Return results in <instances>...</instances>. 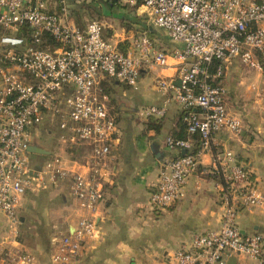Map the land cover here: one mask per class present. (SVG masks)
Segmentation results:
<instances>
[{"label": "built area", "instance_id": "1", "mask_svg": "<svg viewBox=\"0 0 264 264\" xmlns=\"http://www.w3.org/2000/svg\"><path fill=\"white\" fill-rule=\"evenodd\" d=\"M118 1L138 5L182 48L157 50L144 33L121 51L119 43L105 40L100 23L74 24L64 0L57 12L46 0H0V216L15 234L22 198L64 185L74 222L51 236L49 262L79 264L99 236L109 157L119 142L103 83L136 89L143 64L163 69L171 58L180 62L176 80L158 77L154 83L157 92L170 96L138 115L161 119L171 99L183 112L186 137L166 138V147L179 155L161 163L148 204L155 211L180 201L188 178L200 169V154L209 153L212 165L200 170L219 184L222 214L217 229L181 244L168 263L226 264L231 256L262 263L264 237L241 232L236 219L243 209L263 207L264 194L248 168L215 138L221 131L242 130L241 119L225 107L227 67L237 59L264 76V0ZM52 125L59 152L50 150L40 155L45 160L32 162L28 146L40 127ZM77 147L88 149L84 163L69 157L68 149ZM0 264H34V259L0 243Z\"/></svg>", "mask_w": 264, "mask_h": 264}, {"label": "crops", "instance_id": "2", "mask_svg": "<svg viewBox=\"0 0 264 264\" xmlns=\"http://www.w3.org/2000/svg\"><path fill=\"white\" fill-rule=\"evenodd\" d=\"M111 42L118 44L119 41L113 38ZM181 48V45H172L163 51L170 53ZM179 63L169 58L168 65L163 69L143 64L139 82L145 77L152 85L158 77L176 80ZM246 73V68L236 59L227 67L223 79L225 107L230 115L241 119V133L232 135L221 131L216 135L215 142L220 149L235 154L264 194V82L259 85L256 80V76L260 75L263 79L264 76H249L252 72ZM155 93H145L138 99V105L160 106L170 96V93L163 95L156 90ZM138 105L124 99L116 105L115 110L111 107L119 127V142L112 148L109 157L110 175L104 183L99 236L89 246L79 264H169L168 255L181 244L220 225V186L200 170L212 165L213 157L209 153L200 154V169L188 178L184 197L180 201L163 210L153 211L149 207L148 197L157 182L158 167L165 159L179 155L178 151L166 147V138H177L178 135L186 137V133L181 129L183 112L173 100H169L166 114L161 119L130 118ZM153 126H157L158 131ZM194 147L198 151V144ZM42 158L40 155H30L32 162L42 161ZM39 195L42 193L27 194L21 201L18 210L20 225L29 219L25 204L28 202V207H32L35 202H39ZM60 199L66 214L60 218L61 223L54 226L55 231H63L74 222L71 200L66 193ZM240 218L247 229H240L241 232L264 236V206L245 209L239 215ZM0 243L12 250L28 252L29 248L17 240V229L14 234L3 216H0ZM32 257L35 260V255ZM235 258L236 264H264V255L262 263L242 256ZM34 264H50L49 257L43 262L38 257Z\"/></svg>", "mask_w": 264, "mask_h": 264}, {"label": "rangeland", "instance_id": "3", "mask_svg": "<svg viewBox=\"0 0 264 264\" xmlns=\"http://www.w3.org/2000/svg\"><path fill=\"white\" fill-rule=\"evenodd\" d=\"M46 1L49 8L56 12L59 11L62 6V4H60V0ZM64 4L67 7L70 20L74 24L80 28H84L91 21L100 23L103 26V35L105 40L111 42L114 38L119 41L118 43L122 45L121 50L125 52L129 46L128 41H130L131 38L144 33L151 40L153 47L157 50L163 51V49L169 48L172 45H179L173 43L162 29L153 26L146 13L138 5L132 6L121 1H118L116 4H112L110 0H64ZM242 66L245 67L244 65ZM245 68L248 73L252 72L249 74L246 73L249 76H251V74H260L258 71L251 68ZM259 76H256V80L259 85H262L264 79ZM222 83L224 85L223 80ZM103 90L109 99V107H112L114 110L116 109V105L122 103L124 99L134 105H138V99L144 96L145 93L151 94L153 92L156 94L154 84L152 85L149 81H147V77L140 79V82L136 85V89L124 86L111 80L103 83ZM123 92L125 97H123ZM143 108H145V106L138 105L136 110L132 112L133 115H131L130 118L132 117L133 119L135 117V119L140 120L141 118L138 114ZM54 127L56 126L52 125L51 127H40L37 132L38 136L31 141V144L37 141L39 144L46 146V148L59 152V150L55 147L59 143L57 135L53 132L55 130ZM69 149L67 152L72 153V155L69 156L71 158H78L80 161H85L88 156V149L85 147ZM45 159L46 158H42V160ZM160 168L161 164L158 167L156 180L158 179ZM65 188L66 187H64V185H61L58 189H51L50 191L43 192L41 196L39 195V202H35L32 207H28V202L25 204V210L29 213V219L28 221L23 222L22 225L18 224L17 240L23 242L25 247L29 246V248H33L32 250L31 248H28V252H23L31 257L35 255L34 261H36L38 257L42 262L47 261L49 257V240L55 233L54 226H58L61 223L60 218L63 214H66V211L64 212V207L62 206L63 203L60 199L65 193ZM36 196L38 197V195H35L34 197ZM23 199L24 197L22 200ZM243 210L245 211V209ZM243 210L241 211L243 212ZM241 211L237 213L236 225L239 230H247L244 227L245 225L243 224V220L241 218L239 219V215L242 213ZM20 229H22L21 234L19 232ZM29 232L32 233V235H30Z\"/></svg>", "mask_w": 264, "mask_h": 264}, {"label": "water", "instance_id": "4", "mask_svg": "<svg viewBox=\"0 0 264 264\" xmlns=\"http://www.w3.org/2000/svg\"><path fill=\"white\" fill-rule=\"evenodd\" d=\"M118 1V0H116ZM178 84V83H177ZM27 152L30 154H37V155H49L50 149L46 148V146H43L39 144L37 141H35L33 144L29 145L27 148ZM226 264H236V258L230 257Z\"/></svg>", "mask_w": 264, "mask_h": 264}, {"label": "trees", "instance_id": "5", "mask_svg": "<svg viewBox=\"0 0 264 264\" xmlns=\"http://www.w3.org/2000/svg\"><path fill=\"white\" fill-rule=\"evenodd\" d=\"M111 2H112V4H116L118 1H116V0H110ZM50 42V43H49ZM47 43L48 44H51L52 42L50 41V40H47ZM118 47H119V49L121 50L122 49V45H118ZM45 48V47H44ZM121 51H123V50H121ZM153 128L156 130V131H158V128H157V126H153ZM181 129H182V131L184 130V132H185V127H184V124H183V126L181 127ZM177 138H184V136L182 135V136H180V135H178V137ZM197 144V143H196ZM194 152H196V150L194 151Z\"/></svg>", "mask_w": 264, "mask_h": 264}]
</instances>
